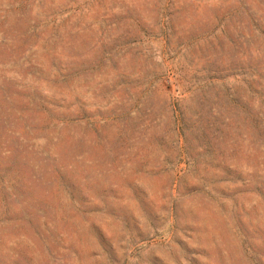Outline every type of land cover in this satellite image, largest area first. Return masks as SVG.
I'll list each match as a JSON object with an SVG mask.
<instances>
[{"label": "rangeland", "instance_id": "1", "mask_svg": "<svg viewBox=\"0 0 264 264\" xmlns=\"http://www.w3.org/2000/svg\"><path fill=\"white\" fill-rule=\"evenodd\" d=\"M0 264H264V0H0Z\"/></svg>", "mask_w": 264, "mask_h": 264}]
</instances>
